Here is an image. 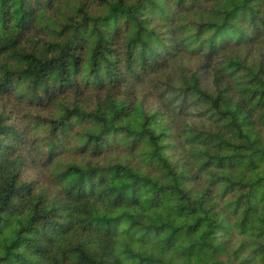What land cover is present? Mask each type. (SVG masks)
Returning a JSON list of instances; mask_svg holds the SVG:
<instances>
[{
  "label": "clouds",
  "instance_id": "1",
  "mask_svg": "<svg viewBox=\"0 0 264 264\" xmlns=\"http://www.w3.org/2000/svg\"><path fill=\"white\" fill-rule=\"evenodd\" d=\"M0 264H264V0H0Z\"/></svg>",
  "mask_w": 264,
  "mask_h": 264
}]
</instances>
